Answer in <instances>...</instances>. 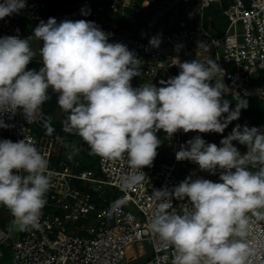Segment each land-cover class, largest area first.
Returning <instances> with one entry per match:
<instances>
[{
  "label": "clouds",
  "instance_id": "9594fccd",
  "mask_svg": "<svg viewBox=\"0 0 264 264\" xmlns=\"http://www.w3.org/2000/svg\"><path fill=\"white\" fill-rule=\"evenodd\" d=\"M25 7V0H4L0 20ZM110 35L83 19L41 21L33 35L42 41L38 71L28 69L36 56L29 39L0 38V113L22 109L31 122L51 98L49 90L58 93L57 102L68 113L65 133L81 137L90 154L103 159L126 156L130 170L122 188L127 191L148 180L142 169L153 166L160 130L169 137L180 130L223 133L248 101L235 95L236 107L230 110V101L223 99L229 92L224 70L212 58L207 63L174 59L181 69L177 76L160 81L161 87L134 88L131 81L140 76L142 62L123 43H110ZM161 42L159 35L149 41L154 48ZM198 48L210 50L205 42H198ZM7 127L0 119V128ZM54 131L49 124L47 134ZM233 141L247 152L241 154ZM79 151L73 146V153ZM176 159L190 160L212 174L222 171L221 182L189 176L171 190L166 186L152 192L158 203L149 226L174 248L172 264H253L264 250V237L250 238L253 225L264 222V129L237 124L221 146L197 135L181 145ZM52 179L49 160L34 140H0V205L13 217L10 230L38 227ZM173 198H188L191 207L177 211ZM126 203V196L114 201L109 215Z\"/></svg>",
  "mask_w": 264,
  "mask_h": 264
},
{
  "label": "built area",
  "instance_id": "2783aa9c",
  "mask_svg": "<svg viewBox=\"0 0 264 264\" xmlns=\"http://www.w3.org/2000/svg\"><path fill=\"white\" fill-rule=\"evenodd\" d=\"M198 1L202 16L215 3L222 8L227 25L221 33L207 28L202 21L194 27L172 30L160 25L157 32L144 33L136 26L139 15L148 8L150 0H76V4L80 9V19L96 22L101 30L111 34L110 43H123L141 60L139 77L143 82L140 86L154 84L161 87L160 81L166 82L177 76L181 69L178 64H173L176 62L174 59L179 62L201 59L207 63L212 58L224 70L223 82L229 89L228 94L264 101V85L255 83L264 72V0ZM25 2L26 7L19 13L0 20V38L35 39L34 30L30 29L32 23L47 21L50 5L45 0ZM85 12L88 14H83ZM129 14L133 15L134 22L121 23V20L128 19ZM157 35L162 42L154 48L149 41ZM198 42H205L210 50H200ZM178 45H182L179 51L176 50ZM173 67H176L177 74L170 71ZM211 83L215 84V80ZM44 115L48 118L44 119ZM0 119L9 125L0 128V140L18 142L32 139L47 157L51 147L43 145L44 138L37 128H47L51 123L49 115L40 110L29 122L20 109L15 114L10 111L0 113ZM237 124L264 129V120L254 123L245 119ZM237 124L227 127L214 143L221 146V140ZM182 132L180 130L172 137L164 136L167 139L165 144L161 140L153 166L142 169L148 180L134 190L122 188V179L130 170L126 156L116 161L98 156L95 167H82L81 162L74 158H64L58 166L49 162V170L53 174L52 187L46 194L47 204L38 227L17 233L10 230L13 217L5 206L0 205V246L6 245L12 251L11 262L2 264H172L174 248L166 245L149 226L158 203L152 199V192L166 186L171 190L189 176L221 182L222 171L218 169L212 174L201 171L199 165L190 160L177 161L176 152L180 150ZM173 143H176L175 147ZM233 144L241 154L248 150L238 141H233ZM187 164L193 168L187 170ZM125 196L127 203L118 213L109 215L112 203ZM172 204L177 211L183 205L191 207L188 198L183 201L173 198ZM257 237H264V222L253 225L250 238ZM146 241L151 243L152 253L148 258L137 261L140 255L134 258L129 248ZM263 261L264 250L253 264H262Z\"/></svg>",
  "mask_w": 264,
  "mask_h": 264
},
{
  "label": "rangeland",
  "instance_id": "374dc122",
  "mask_svg": "<svg viewBox=\"0 0 264 264\" xmlns=\"http://www.w3.org/2000/svg\"><path fill=\"white\" fill-rule=\"evenodd\" d=\"M199 1L198 0H150V4L146 10L141 13L138 17V21L141 24H144L145 26H150L149 29L151 33L157 32V27L160 25H164L167 27L166 29L172 30L173 28H188V27H194L196 25H199L202 22H204V25L207 28H214V22L212 19L217 17L216 15L219 14L222 9L219 6V4L215 3L212 8L208 9L207 11H204V15L202 16L201 10L199 8ZM221 10V11H220ZM207 12V15L205 14ZM56 19H65V11L60 9L57 12ZM203 17V20H202ZM224 26L227 25L226 20H224ZM223 20L218 21V23L222 24ZM148 30V31H149ZM223 30V29H221ZM220 32V31H219ZM144 33H146L144 31ZM30 44L32 49L36 52V56L34 59L42 60V57L40 55V48L42 47V41L38 39L30 40ZM232 69H235V66H232ZM172 74H177L176 67H173L170 69ZM262 76L259 77L258 81H256V84L264 85V72H261ZM68 113L64 112L61 107H56V109L53 111L52 114H50V118L58 120L63 123V121L66 119ZM251 120L255 121L253 118H250ZM240 119L232 121L228 127H231L239 122ZM65 133V132H64ZM68 134V133H65ZM167 133H164L160 136V139L163 140V143L165 144ZM197 135L201 136L207 143H214V140L217 137H220L222 133H199V132H188L184 133L182 132L180 137L182 138V141L180 142L179 148H181V145H186L187 141L190 139H193ZM175 142V140H173ZM174 147L176 143H173ZM44 146L54 148V143L48 142L47 144H43ZM80 145V146H79ZM73 146L75 147H86V142L82 141L79 142L76 138H68L66 142L64 143L62 154L64 158H69L73 160L74 156L76 155L73 153ZM97 155L90 154L88 159L90 160H97ZM185 161V160H184ZM183 161V162H184ZM96 165V163H95ZM95 165L93 167H95ZM187 170H191L193 166L191 164H187L185 166ZM14 232L17 233V230H14ZM129 251L133 252L132 255L134 258H136L138 255H140L137 261H140L142 259L148 258L152 253V246L149 241L141 242L132 245L131 248H129ZM142 253V254H141ZM0 264L2 263H10L12 260V251L9 247L6 245L0 246ZM264 264V261L262 262Z\"/></svg>",
  "mask_w": 264,
  "mask_h": 264
},
{
  "label": "trees",
  "instance_id": "16d2710c",
  "mask_svg": "<svg viewBox=\"0 0 264 264\" xmlns=\"http://www.w3.org/2000/svg\"><path fill=\"white\" fill-rule=\"evenodd\" d=\"M48 2V4L50 5L49 9L47 10V15H48V19L49 18H55L57 17V12L58 10L62 9L65 11V19L64 20H72V21H76V20H81L79 18V14H80V9L77 7L76 4V0H45ZM99 1H107V0H99ZM212 8V7H211ZM210 9V8H208ZM208 9H206L205 11H207ZM222 9V8H221ZM221 11V10H220ZM207 15V12L205 13ZM218 15V14H217ZM133 15L129 14L128 19L125 20H121V23H133ZM223 20L222 24L220 23V32H222L221 29H224V20H225V16L223 14V12L221 11L218 15V17L215 20ZM57 23L59 24L60 22L64 21L63 19H56ZM86 20V19H83ZM48 21V20H47ZM44 21V22H47ZM41 21L32 23L31 26V30L33 31L40 23ZM93 22V21H92ZM96 24V22H94ZM129 28H132L129 26ZM43 66L42 64V60H38V59H33L30 62V66H29V70L35 69V70H39L41 67ZM143 82L142 79H140L139 76H136L132 79L131 83L132 86L134 88L136 87H140L141 83ZM50 92V99L45 102V104L42 106L41 111L46 113L47 115L50 116V114L53 113V111L56 109V107H60L58 104V93L52 92V90H49ZM240 97L246 99L248 101V107L246 109H241V113H240V120L239 122L244 121L245 119H249L251 122L254 123H258L264 120V101L263 100H257L254 98H250V97H246L244 95H239ZM223 99H227L230 101V110L235 109L236 107V103L237 101L234 99V96L231 94H226ZM225 116L227 114H224ZM250 118H253L255 121L251 120ZM50 125L55 129V131L51 134L48 135L47 134V128L43 129V128H37L39 135L41 137H43L44 143L47 142H52L54 143V148H50L48 149V160L50 163L54 164V166H58L59 163L64 159V156L62 154V150H63V146L64 143L66 142V140L68 138H76L78 139L79 142H82L83 139L81 137H79L76 134H65L63 129V123L52 119ZM165 132L163 130H160L157 133V136H161L162 134H164ZM57 136H60L62 139L61 140H57ZM167 139V138H166ZM80 146V145H79ZM80 151L79 154H76L74 156V159L78 160L81 162L82 167H93L95 165V163H97V160H90L88 159L89 155H90V148L89 146L86 144V147H79ZM98 156V155H97ZM68 158V157H67ZM98 159V157H97Z\"/></svg>",
  "mask_w": 264,
  "mask_h": 264
},
{
  "label": "crops",
  "instance_id": "0c3cea01",
  "mask_svg": "<svg viewBox=\"0 0 264 264\" xmlns=\"http://www.w3.org/2000/svg\"><path fill=\"white\" fill-rule=\"evenodd\" d=\"M219 15V14H218ZM218 15H216L217 17H218ZM217 17H215L214 19H212V21L215 23L214 24V28H213V30H218V32L220 31L219 29H220V25H219V23H218V19L217 20H215ZM137 29H139L140 31H142V32H148V30L151 28L150 26H145L144 24H141L140 22H138L137 23ZM212 29V28H211ZM150 31V30H149Z\"/></svg>",
  "mask_w": 264,
  "mask_h": 264
},
{
  "label": "water",
  "instance_id": "95a60500",
  "mask_svg": "<svg viewBox=\"0 0 264 264\" xmlns=\"http://www.w3.org/2000/svg\"><path fill=\"white\" fill-rule=\"evenodd\" d=\"M48 117L46 115H44V119H47Z\"/></svg>",
  "mask_w": 264,
  "mask_h": 264
}]
</instances>
